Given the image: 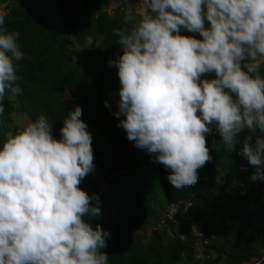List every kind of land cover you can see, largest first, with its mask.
<instances>
[{
    "label": "clouds",
    "instance_id": "obj_1",
    "mask_svg": "<svg viewBox=\"0 0 264 264\" xmlns=\"http://www.w3.org/2000/svg\"><path fill=\"white\" fill-rule=\"evenodd\" d=\"M140 4L139 20L115 30L122 52L107 62L117 70L113 115L126 138L170 169L166 179L181 190L211 159L205 134L215 125L229 150L241 145L255 169L250 178L264 180V0ZM18 35L0 28V112L6 94L22 92ZM210 72L214 78H201ZM81 115L79 105L68 111L59 138L40 115L0 142V264H108L110 233L84 219L99 214V194L78 187L95 168Z\"/></svg>",
    "mask_w": 264,
    "mask_h": 264
},
{
    "label": "rangeland",
    "instance_id": "obj_2",
    "mask_svg": "<svg viewBox=\"0 0 264 264\" xmlns=\"http://www.w3.org/2000/svg\"><path fill=\"white\" fill-rule=\"evenodd\" d=\"M98 2H102V7L98 11L92 12V14H87L86 11H84L86 8H92ZM52 3L58 8L57 12L61 18L59 24L63 25L64 29L63 32L62 30L61 32L66 38L59 39L58 45L51 44L49 46L48 43L38 40V30L40 27L39 24L44 17V11L49 9ZM27 6L31 11L29 19H18L12 22L6 20L7 23L0 27L5 32H16L19 34L17 37V44L24 58L17 62V75L19 77L18 80L23 81L25 78L31 80L29 84L28 81L21 83L22 86H25L27 92L34 91L31 88H46L43 76H41L38 70L40 68H38L36 72H33V75L26 74L25 78L23 77L24 74L21 71L32 61L40 62L42 66H47L48 71L63 67L65 68L66 74H74L75 68L85 61H92L94 64L96 57L102 59L113 58L115 54L114 48L116 46L115 34L113 38L109 39V44H107L106 41L103 42L104 35H110L112 31L115 33V30L122 27H131L139 20L140 17L138 13L141 8L140 0H5L0 4V14L13 17V9H23ZM116 17L121 18V20H116ZM62 20H64L63 23ZM95 23L100 27V30H103L104 35L100 33L97 34L98 31H96L95 26L93 27ZM205 26H208L207 21H205ZM92 29L94 30L92 31ZM180 32L183 35H192L197 39L202 38L199 33H188L187 30L183 28H181ZM54 46L55 48L53 49ZM60 61H64V64L62 65ZM70 64L73 65L71 69L69 68ZM54 70H51V72H54ZM260 74L264 76V63L261 64ZM213 77L214 72L201 74V78L204 79H211ZM52 84L59 85L60 77ZM62 88L63 92L61 93V99L72 98L68 88ZM20 95L21 94L9 100L6 94V98L3 101L4 110L0 112V124L4 125L3 127L5 130L14 132L23 127L27 122L35 120L40 115H45L48 118V122L60 119L63 121V117H60L58 114L48 115L43 107V102H40V107L34 106L33 101L30 102L28 108L32 110V114L27 113L28 111H23V98L19 97ZM81 95L82 98L86 97L91 101L93 99L97 101L96 86L93 85L90 89L89 87L85 88ZM54 110L56 112H63L62 108L59 106H55ZM101 118L108 120V117L104 113H102ZM56 127L58 128L59 125H56ZM89 132L91 133V145H93L98 138H101V133L96 128L89 129ZM114 132L115 130L112 131V133ZM211 134L212 136L219 135L216 129L211 131ZM245 134L246 132H242L239 135L243 136ZM102 138V148H105L106 144L110 143V138ZM130 144L132 146L131 149L134 150L136 147H134L133 142L130 141ZM205 145L209 150L211 159L206 161L201 167H203L204 170L210 168L219 169L217 176H220L222 186L227 188L223 193L227 201L225 205H230V201L234 198H240L241 201L246 199L248 201V203H246V210L242 208V204L237 205L240 212L244 213V215L240 214V217H236L238 221L234 230L236 234L240 232V235L237 236V238H233L232 243L225 245L230 258L228 259L224 254L218 255L214 248H206L204 244L201 243L203 237L202 233L206 230L204 225L205 220H208V222L215 227H220L225 219L230 217V214L226 210L227 207L222 202L220 203V205L223 204L221 207L223 211L222 214L213 213L211 216L201 214L202 211L198 209L200 200L204 204L203 209L205 208L208 213L213 209L212 204L209 205V196L207 195V191L203 189L205 187H203L193 196L191 203H185L184 207H179V205H174V203L171 202L161 201L156 205V214L152 224H143L139 222L128 234L122 235L119 231H116L114 235H110L108 237L110 242L118 241L122 246L120 257L123 263L151 264V262L155 261V254L152 253L151 249L157 246L158 254L163 259L160 264H174L176 260H178V264H237L239 260L236 259V256L239 250L245 251V249L249 253H257L246 260L241 259L242 264H264V258L262 257L264 255V180H253L250 178L255 169L240 155L243 158L241 161V173L236 177L245 180L248 184L240 190L243 191L241 195H239L240 192H232L231 194L230 191H228L230 186L229 180H231L230 178L232 177V173L229 174L231 169L221 171L220 161L217 160L210 150L211 143L208 142L205 143ZM240 147L241 145L238 143L237 154ZM92 153L93 159L104 157L102 150L96 151L92 149ZM127 164L128 163H126L127 167L121 172H133L135 174L134 176H141V173H139L140 165ZM201 167L197 170L200 171ZM204 176V179L209 176L207 170ZM108 178L111 179L112 176ZM105 186L106 185H103V187ZM97 193L99 196H102L103 192L101 190ZM167 194V191L163 190L161 192V196L169 200L172 194ZM257 198H261V200L258 199V202ZM196 207L197 212L195 211ZM117 213L118 209L114 208L112 216H115ZM126 213L127 215L125 217L131 222L135 217H140L143 214L139 212L138 208L130 204L126 206ZM196 215H198V219H196ZM137 220L141 221V218ZM207 236L209 239L212 238L209 234H207ZM177 238H180L184 245V253L182 256L176 253L172 257L165 258L167 255L166 249L174 245ZM205 242H208V240H205ZM258 243L260 245L259 249H254L253 244L258 245ZM157 259L158 257L156 260ZM185 260L186 262H184Z\"/></svg>",
    "mask_w": 264,
    "mask_h": 264
},
{
    "label": "trees",
    "instance_id": "obj_3",
    "mask_svg": "<svg viewBox=\"0 0 264 264\" xmlns=\"http://www.w3.org/2000/svg\"><path fill=\"white\" fill-rule=\"evenodd\" d=\"M3 1L5 0H0V4ZM101 7L102 2H98L92 8H86L84 11H86L87 14H92V12L98 11ZM13 11V17L4 16L5 22L3 26L7 23L6 20L8 22L18 19L27 20L31 16V11L28 6L23 9L15 8ZM57 11V6H54L52 3L51 7L44 11V17L39 24L38 40L48 43L49 46L51 44L58 45L59 39L66 38L62 34L64 29L63 25L59 24L61 18ZM118 19L121 20V18L116 17V20ZM63 21L64 20H62V23ZM94 26L96 31H98L97 34H103V30H100V27L96 23L93 27ZM93 30L94 29H92V31ZM113 35V31L110 35H104L103 42L106 41L107 44H109L108 41L110 38L114 37ZM115 38V54L111 59H115V57L122 52L121 46L116 43V40L118 39L116 35ZM54 48L55 46L53 49ZM108 60L109 59L96 57L94 64L92 61H85L75 68L74 74H66L64 70L65 68L63 67L54 68L55 70L51 69L54 70V72H51V70L48 71L47 66H42V63L32 61L21 71L24 74L23 77L25 78L26 74L33 75L32 73L40 68L38 70L41 76H43L46 88H31L34 91L27 92L25 86H22L21 83L28 81L29 84L31 80L25 78L23 81H16L17 85L22 90L19 97L23 98V111H28L27 113L32 114V110L28 108L30 102L33 101L34 106L39 107L41 106L40 102H43V107L48 115L58 114L60 117H64L67 115L68 111L72 110L76 105H79L82 112L81 119L86 123L87 130L89 131L91 128H96L101 133V138H98L95 143L91 145V149H95L96 151L102 150L104 157L93 159L95 165L94 170L86 174L78 185V187L88 194L93 192L97 193L102 190V196H99L100 212L95 216H85L84 219L93 226L99 224L101 229L108 231L110 235H114L116 231L125 235L128 234L139 222L143 224H152L156 214V205L161 201L171 202L174 203V205H179V207H184L185 203H191L193 196L203 187H205L203 189L207 191L209 205L212 204L213 209L208 213L205 208L203 209L204 204L200 200L198 203V209L202 211L201 214H207L208 216H211L213 213L222 214L223 211L221 210V207L223 204L225 205L227 203L225 194L223 193L227 188L222 186V183H216L215 178L219 171L218 168L206 169L209 176L204 179L206 170L201 167L200 171L196 170L198 179L194 185H188L181 190H177L166 179L168 172L171 171L170 169H165L162 164L153 163L149 159V154L145 151L138 148H134V150L131 149L132 146L130 141L126 138L124 130L118 126L119 118L114 117L113 115L117 108V90L119 89L120 84L116 74L117 70L114 65L109 67L107 63ZM60 63L63 65L64 61H60ZM69 66L70 69L73 67L72 64ZM59 77L60 84H52L55 83ZM93 85L96 86L97 101L95 99L91 101L86 97L82 98L81 94L84 89L87 87L90 89ZM62 87L68 88L72 98L61 99V93L63 92ZM105 101H107V107L105 106ZM55 106L62 108L63 112H56L54 110ZM102 113L108 117V120L101 118ZM49 123L51 134L55 138H59V129L63 121L60 119L57 121H49ZM56 125H59V127L57 128ZM3 126L4 125L0 124V142L4 140L5 133L8 132ZM209 128L211 130L209 133L205 134V143H211L210 150L217 160L220 161L221 171L231 169L229 174L232 173V177L230 178L231 180H229L230 186L228 191H230L231 194L232 192H240L239 195H241L243 191L240 190H242L248 183H246L245 180L236 177L241 173V161L243 160V158L236 153L238 143L233 145L231 150H229V148L222 142L219 135L212 136L211 131L216 129L215 125H209ZM113 130H115L114 133H112ZM102 137L110 138V143H107L105 148H102ZM126 163H128L127 165H140L139 173H141V176H134L135 174L133 172H121L127 167ZM109 176H112V178L109 179ZM103 185L106 186L103 187ZM163 190L168 192L167 195L172 194V197H170L169 200L166 197L163 198L161 196ZM258 199L261 200V198H257L258 202ZM221 202L223 204L220 205ZM246 203H248L246 199L241 201L240 198H234L230 201V205H225L230 217L225 219L220 227H215L214 225H211L208 220H205L204 225L206 230L202 233L203 237L201 243L204 244L206 248H214L218 255L224 254L229 259L230 255L228 254L225 245L232 243V239L237 238V236L240 235V232H237L236 234L234 230L238 221V218L236 217H240V214L244 215V213L240 212L237 205L242 204V208L246 210ZM129 204L138 208L139 212L143 213L140 217H135L132 222L125 217L127 215L126 206ZM114 208L118 209V213L115 216H112ZM195 211L197 212V207ZM195 217L198 219V215ZM138 218H141V221L137 220ZM207 234L211 235L212 238L209 239ZM205 240H208V242H205ZM259 246V243L258 245L253 244L254 249H259ZM183 247L184 245L182 244L181 239L177 238L176 243L166 249L167 255L165 258L172 257L176 253L182 256L185 250ZM121 248L122 246L118 241L110 242L109 238H107L106 247L102 249V251L107 253L108 264H125L120 257V253H122ZM151 250L152 253L155 254V261L151 262V264H160L163 259L158 254V247L155 246ZM256 253L257 252L254 254L249 253L246 249L245 251L239 250V253L236 256V259L239 260L237 264H242L241 259L246 260ZM157 257L158 259L156 260ZM262 257L264 258V255ZM177 261L178 260H176L174 264H178ZM184 262H186V260Z\"/></svg>",
    "mask_w": 264,
    "mask_h": 264
}]
</instances>
